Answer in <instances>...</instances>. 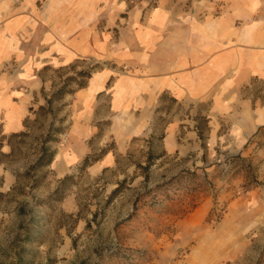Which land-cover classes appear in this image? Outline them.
Masks as SVG:
<instances>
[{"label":"rangeland","instance_id":"obj_1","mask_svg":"<svg viewBox=\"0 0 264 264\" xmlns=\"http://www.w3.org/2000/svg\"><path fill=\"white\" fill-rule=\"evenodd\" d=\"M76 1L53 2L72 8ZM249 1L248 16H264V0ZM47 2L0 0V78L7 76L12 83L20 71L14 49V56L1 51V46L10 47L11 40H16L7 38L8 34L22 31L17 16H43ZM158 2L104 0L88 13L99 16V27L111 31L115 39L121 21L111 25L112 14L123 20L131 16L132 8L146 11ZM179 2L192 15L246 16L240 12V0ZM71 64L42 68L45 85L30 100L20 129L0 135V264H264V136L240 152L247 159L243 167L229 169L226 158L235 155L234 150L217 149L219 163L197 167L198 177L160 187L156 184L180 172L178 168H196L194 154L180 158L164 154L160 145L163 117H158L148 144L131 138L125 148H118L112 139L101 146L94 136L88 154L100 158L108 151L114 163L107 167L78 165L65 179L49 165L31 168L50 121L64 126V134L71 120L72 94L54 105L58 107L55 117L36 113L45 104V96L80 69L90 68L92 75L104 65L115 67L111 61L87 58ZM252 92L264 103V81L255 79ZM106 123L103 120L98 127L103 130ZM198 126L203 139L207 119L200 117ZM57 138L48 143L54 151L62 141L59 134ZM209 152H203L208 161Z\"/></svg>","mask_w":264,"mask_h":264},{"label":"crops","instance_id":"obj_2","mask_svg":"<svg viewBox=\"0 0 264 264\" xmlns=\"http://www.w3.org/2000/svg\"><path fill=\"white\" fill-rule=\"evenodd\" d=\"M53 1L48 0L43 16H17L22 31L7 35L16 38L10 47L1 46L12 56L14 49L20 71L12 83L7 76L0 78V135L20 129L30 100L45 85L39 72L45 66L69 65L79 58L115 64L92 73L70 97L71 120L49 164L56 175L65 176L80 164L94 136L101 146L112 139L125 148L131 138L148 144L158 117L164 118V154H194L196 168L191 170L219 163L217 149L242 152L264 125V103L252 92L255 79L264 81V16H248L249 0H240L246 16L192 15L179 0H160L146 11L132 8L126 19L114 14L108 19L111 25L121 21L115 39L99 27V16L88 13L104 0H78L72 8ZM200 117L208 125L203 139ZM103 120L107 125L101 130ZM108 153L86 168L109 166Z\"/></svg>","mask_w":264,"mask_h":264},{"label":"trees","instance_id":"obj_3","mask_svg":"<svg viewBox=\"0 0 264 264\" xmlns=\"http://www.w3.org/2000/svg\"><path fill=\"white\" fill-rule=\"evenodd\" d=\"M74 65L71 64L69 65V67H73ZM91 77V69H80L78 71L75 72V74L73 75H67L64 77V79L62 80L61 84L59 86H57L55 89H53L50 94L48 96H45L44 100H45V104L44 105H39L37 108L36 113L39 114L40 112H42V114H47L50 113L52 115V117H55L56 111L58 110V107L54 106L56 103H58L60 100H62L65 95L67 94H73L75 92V90L82 88L86 85L87 80ZM71 85L75 86V89H73L71 87ZM43 89V87H42ZM64 126H54L53 124V119L50 121L48 128L46 130V133L44 134V136L41 138L40 142H39V146L37 149V156L34 160V162L31 164V168H41V167H45L47 165H49L53 159L54 156V150L51 149L48 146L49 142L52 141H57V135L62 133L64 131ZM21 134V133H20ZM198 135L200 136V138H202V133L199 131ZM264 136V125L260 126L257 128V130L252 134V136L248 139V141L246 142V144L244 145V148H246L251 142L254 141L255 138H261ZM258 142H256L257 144H261L262 142H259V140H257ZM2 146V142L0 140V147ZM102 151V150H101ZM104 152V151H103ZM99 158L95 157V158H90V155L87 154L86 156H84L82 158V160L80 161V168H86L88 165H90L92 162H94L95 160H97ZM247 159L241 156V153H237L235 155H232L228 158H226V162L227 164L230 165L229 169H236L235 167H243L245 165V163ZM150 166V161L148 160L147 163L143 166V168L146 170L148 169ZM199 175L197 174L196 170L190 171V170H181L180 172H178L177 174L173 175L172 177H170L169 179L162 181L158 184H156L157 187L160 186H167L170 185L172 182L174 181H181L182 179L184 180V178H195L198 177ZM66 177H68V175H65L63 177V179H65ZM145 177H147L145 175ZM252 178V176H251ZM63 179L60 182H63ZM254 181V180H252ZM58 186L55 188L54 192H57L58 190Z\"/></svg>","mask_w":264,"mask_h":264}]
</instances>
